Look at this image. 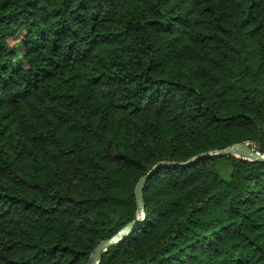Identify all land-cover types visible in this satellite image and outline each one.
I'll list each match as a JSON object with an SVG mask.
<instances>
[{
	"label": "trees",
	"instance_id": "trees-1",
	"mask_svg": "<svg viewBox=\"0 0 264 264\" xmlns=\"http://www.w3.org/2000/svg\"><path fill=\"white\" fill-rule=\"evenodd\" d=\"M264 0H0V264H264ZM167 162L171 165H158Z\"/></svg>",
	"mask_w": 264,
	"mask_h": 264
},
{
	"label": "water",
	"instance_id": "water-1",
	"mask_svg": "<svg viewBox=\"0 0 264 264\" xmlns=\"http://www.w3.org/2000/svg\"><path fill=\"white\" fill-rule=\"evenodd\" d=\"M228 155H235L237 157H241L243 159L250 160L253 162L264 163V155H260L258 152H256L249 143L240 142V143H235L222 150H217L210 153H203L184 163H179L177 165L183 166V165L191 164L202 157H213V156L220 157V156H228ZM158 165L167 166L171 164L167 162H161ZM151 174L152 171H149L146 175L141 176L134 186L133 195L136 204L137 218L127 223L123 227H121L110 238L98 242L92 250L89 264H100L101 254L104 251H106V249H108L109 247L124 241L131 233L135 225H137L138 223L142 222L145 219L144 203L142 200L141 188L144 180Z\"/></svg>",
	"mask_w": 264,
	"mask_h": 264
},
{
	"label": "rangeland",
	"instance_id": "rangeland-1",
	"mask_svg": "<svg viewBox=\"0 0 264 264\" xmlns=\"http://www.w3.org/2000/svg\"><path fill=\"white\" fill-rule=\"evenodd\" d=\"M253 147H254V148H256V147H257V145H256V144H253Z\"/></svg>",
	"mask_w": 264,
	"mask_h": 264
}]
</instances>
